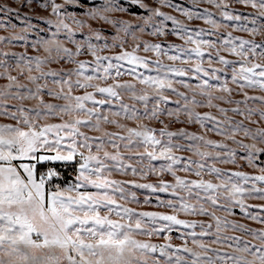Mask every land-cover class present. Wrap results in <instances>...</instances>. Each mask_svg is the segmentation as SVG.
Returning a JSON list of instances; mask_svg holds the SVG:
<instances>
[{
  "label": "snow or ice",
  "instance_id": "1",
  "mask_svg": "<svg viewBox=\"0 0 264 264\" xmlns=\"http://www.w3.org/2000/svg\"><path fill=\"white\" fill-rule=\"evenodd\" d=\"M0 81V264H264V0H0Z\"/></svg>",
  "mask_w": 264,
  "mask_h": 264
},
{
  "label": "rangeland",
  "instance_id": "2",
  "mask_svg": "<svg viewBox=\"0 0 264 264\" xmlns=\"http://www.w3.org/2000/svg\"><path fill=\"white\" fill-rule=\"evenodd\" d=\"M236 7L237 8H242V6L241 5H236ZM21 11L22 12H26V11H29L27 8H21ZM36 12L38 13V12H40V9H36ZM33 22L35 23L36 21L35 20H33ZM197 23H201V22H197ZM170 40H173V41H175V42H177V43H179L180 41H177V40H175V38L174 37H170L169 38ZM82 58H85V57H82ZM3 81H0V83H2ZM256 94H259V93H256ZM203 111H207V109H202ZM156 178L155 177H152L151 178V180L152 181H154ZM253 203H259V201H254ZM144 210H165V211H167L166 209H155V208H153V207H151V206H144ZM172 236H173V243H175V244H179V243H181V241L180 240H178L177 238H176V236H177V234L176 233H173L172 234ZM155 239V238H154ZM157 242H163L162 241V239H160V240H158Z\"/></svg>",
  "mask_w": 264,
  "mask_h": 264
}]
</instances>
